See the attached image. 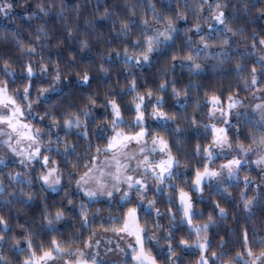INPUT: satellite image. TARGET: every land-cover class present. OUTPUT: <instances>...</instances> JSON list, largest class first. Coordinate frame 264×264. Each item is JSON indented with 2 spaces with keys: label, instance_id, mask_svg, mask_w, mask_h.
Segmentation results:
<instances>
[{
  "label": "clouds",
  "instance_id": "clouds-1",
  "mask_svg": "<svg viewBox=\"0 0 264 264\" xmlns=\"http://www.w3.org/2000/svg\"><path fill=\"white\" fill-rule=\"evenodd\" d=\"M262 41L264 0H0V90L15 101L0 115L19 108L35 137L0 124V264L41 248L48 264H136V240L115 231L128 208L157 264H264ZM141 128L116 181L108 141ZM154 136L173 158L163 183L143 163L161 158ZM93 158L102 186L81 181ZM205 165L217 174L196 187ZM173 186L191 226L178 204L168 214Z\"/></svg>",
  "mask_w": 264,
  "mask_h": 264
},
{
  "label": "snow or ice",
  "instance_id": "snow-or-ice-1",
  "mask_svg": "<svg viewBox=\"0 0 264 264\" xmlns=\"http://www.w3.org/2000/svg\"><path fill=\"white\" fill-rule=\"evenodd\" d=\"M221 16H223V13H221ZM218 19V18H217ZM163 33H156L152 36H148L146 39V45L148 51H151L153 46L160 43V36H162ZM264 44V41L261 42ZM147 59V57H145ZM172 60L175 63L176 62V56H172ZM126 62L131 63L132 58L131 56H128L126 54ZM136 63H139V60L136 61ZM85 79H87V76H85ZM143 99V97H141ZM209 101L213 104H216L219 102L218 98L216 96H210ZM15 104V101L6 94L5 90H0V106L9 105L12 106ZM140 105L137 104L136 108L137 110L140 109ZM115 115L119 116V109L115 108L114 106ZM8 115H0V124L7 123L9 129L12 133L16 136V142L18 144H21L23 141H34L35 137L33 135V132L31 130V127L24 123L22 120V113L19 108H9L8 109ZM138 117H140L139 111L137 112ZM163 115V114H161ZM118 123V122H117ZM219 130L213 128L212 134L214 140H219L218 136ZM146 135L145 128H141L139 131H137L134 134H121L120 132H115L109 139L107 144V150L114 153L113 156V164L115 167V175L114 179L116 181H120L121 176L124 173V170L126 168V165H123L121 163V160L119 159V156L122 152V150L129 144V143H140L143 141L144 137ZM153 144L156 145V148L153 149V151H159L161 154V158L156 161H148L147 158L143 163H147L148 167L150 169H153V173L155 174L156 171L159 172L158 179L161 183L164 182V178L166 175L169 174V169L173 165V158L171 155L165 156V153L167 152L168 145L167 142L164 141L162 138L153 137ZM21 151H25L23 146L21 145L20 148ZM199 150V146H197V151ZM205 153H209V149L207 146L204 147ZM234 162L231 160H228L226 163L222 165L224 168H229L230 165H232ZM154 165V168H153ZM97 171L96 169V162L95 158H93V167L88 170L84 174V176L81 177V181H83L84 184H87L89 180H95L98 184H101L103 181L104 172L102 169L99 170V175H93V173ZM217 173L215 171L210 170L208 165H205L203 169L197 168L193 174L192 183L196 187H200L203 184V181L206 177L215 176ZM47 179V178H45ZM131 176H124V180L129 182L131 184L132 181ZM136 184H140V181L137 180ZM173 192L175 199L171 200L170 207L168 209V214L172 216L173 220H175V213H172L171 209L172 207L177 206V204L180 206V209L183 211V216L186 219V223L188 226L192 225L193 216L190 213L191 209V201L189 193L184 191L182 188H176L173 186L171 189ZM159 215V213H157ZM198 231V229H196ZM115 231L118 234H126L129 236H132L136 240L137 249L132 254V260L136 262V264H157V257L154 256L149 251H146L143 245V230L140 227L139 224V215L135 208H128L127 211L124 214L123 222L120 224L119 227H116ZM246 236V234H245ZM87 241H85V244L87 245ZM186 241L184 239L179 240V245L183 246L186 245ZM52 244L54 246L57 245V241L55 239L52 240ZM201 249L205 248V245H200ZM171 250V246H170ZM203 254V253H202ZM52 258V252L48 248H41L38 251L32 252V257L30 260V264H48V261ZM201 264H208L207 260H203Z\"/></svg>",
  "mask_w": 264,
  "mask_h": 264
},
{
  "label": "trees",
  "instance_id": "trees-1",
  "mask_svg": "<svg viewBox=\"0 0 264 264\" xmlns=\"http://www.w3.org/2000/svg\"><path fill=\"white\" fill-rule=\"evenodd\" d=\"M188 253H186V255H187Z\"/></svg>",
  "mask_w": 264,
  "mask_h": 264
}]
</instances>
